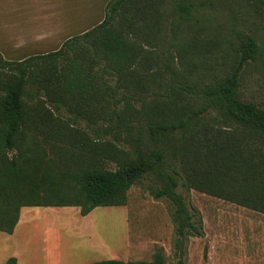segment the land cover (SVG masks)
I'll return each mask as SVG.
<instances>
[{
    "label": "trees",
    "instance_id": "1",
    "mask_svg": "<svg viewBox=\"0 0 264 264\" xmlns=\"http://www.w3.org/2000/svg\"><path fill=\"white\" fill-rule=\"evenodd\" d=\"M207 4L215 0H109L100 23L55 51L0 53L1 232L14 233L26 206H78L85 216L127 205L148 178L171 204L177 264H187L204 224L179 185L264 214V102L243 96L264 45L236 29L211 37Z\"/></svg>",
    "mask_w": 264,
    "mask_h": 264
},
{
    "label": "rangeland",
    "instance_id": "2",
    "mask_svg": "<svg viewBox=\"0 0 264 264\" xmlns=\"http://www.w3.org/2000/svg\"><path fill=\"white\" fill-rule=\"evenodd\" d=\"M241 3L239 0H215L214 5L207 4L200 10L212 30L211 37L223 39L236 29L255 33L259 43L264 45V2L256 5ZM98 4L99 0L91 2L93 15L87 16V21L92 16L91 26L105 17L106 7L99 9ZM170 6L167 4L165 8L170 9ZM72 14L81 16L83 12ZM82 31L73 29L72 35ZM168 34L170 41L171 32ZM243 96L250 101L264 102V65L253 64L246 70ZM109 167L116 168L114 163ZM153 187L154 182L145 178L130 189L127 205L96 207L86 215L96 229L91 228L88 233H82L78 226L72 228V208L80 211L78 206L31 207L27 210L22 207L20 216L22 211L24 217L31 214L33 222L29 226L32 229L29 234L23 232L22 237V230H19V242L8 233L0 232V249H42L57 240L62 250L72 249V264H92L104 259L151 261L159 249L166 257V264H177L171 204L165 198L156 199L151 193ZM178 191L200 213L204 224V235L192 236L188 240L187 264H263V249H250L264 246L263 213L197 190H188L183 185H179ZM37 215L48 218H38ZM54 215L60 216L58 225L54 223ZM23 238L28 239L27 245ZM243 247L248 249H241Z\"/></svg>",
    "mask_w": 264,
    "mask_h": 264
},
{
    "label": "crops",
    "instance_id": "3",
    "mask_svg": "<svg viewBox=\"0 0 264 264\" xmlns=\"http://www.w3.org/2000/svg\"><path fill=\"white\" fill-rule=\"evenodd\" d=\"M108 1L99 0L97 7L99 9L106 7ZM91 2L92 0H0V53L8 60H24L32 55L59 49L67 39L73 36V29H81L84 32L94 27L91 26L92 16L87 21V16L93 15L94 11ZM79 11L83 12V15L72 16V12ZM23 208L27 210L31 207ZM79 212L72 208V228L75 229L78 226L82 233H88L91 228L95 229V226L89 223L87 216ZM24 214L22 211L14 233L9 234L11 238H15L16 242H19L24 235L23 232L29 234V230L32 229L29 226V223L33 222L31 214H27L26 217ZM37 216L42 219L48 218V216ZM53 218L54 223L58 225L60 216L54 215ZM23 220H25L24 226ZM19 230H22L21 237L18 236ZM26 240L28 239L23 238L25 245L29 242ZM49 244L42 249L28 247L21 250L0 249V264H5L11 256L17 257L19 264H72V249L62 250L57 240ZM250 249L264 251V246ZM102 250L108 251V249ZM262 259H264V253Z\"/></svg>",
    "mask_w": 264,
    "mask_h": 264
}]
</instances>
